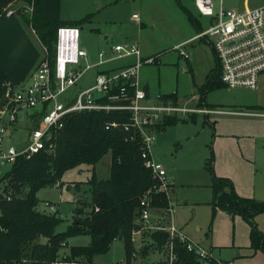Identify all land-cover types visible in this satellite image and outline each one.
<instances>
[{
    "label": "rangeland",
    "instance_id": "1",
    "mask_svg": "<svg viewBox=\"0 0 264 264\" xmlns=\"http://www.w3.org/2000/svg\"><path fill=\"white\" fill-rule=\"evenodd\" d=\"M88 1L93 0H77L76 7L75 0H63L62 15L71 8L80 11L81 4ZM97 1L105 4L102 10L92 21L93 12L89 13L90 18L82 24L83 28L80 25V46L89 52L92 60L96 58L99 40L106 35L110 34L107 40L112 45L135 43L143 57H156L154 62L142 65L139 74L141 87L148 84L155 98L176 92L181 105L208 106L200 105L199 87L215 66L216 57L209 39L197 36L189 12L200 23L201 30L211 26L212 18L200 12L196 0H118L119 4H106L110 0ZM19 2L14 0L12 6ZM9 3L10 0L4 6ZM263 3L264 0H223L225 8L238 10ZM133 10H140L142 23L131 20ZM192 36L194 38L185 41ZM107 51L111 53V48ZM182 51L190 54L192 70L184 56H180ZM129 60L131 58L115 60L112 65ZM95 70H87L75 88L89 85ZM206 102L229 111L264 113V85L259 89L220 86L207 93ZM256 113H191L198 118L180 120L155 135L153 155L165 165L174 184L170 196L175 202L176 224L182 223L186 232L207 249L213 247L214 256L222 264H264V251L254 252L250 247L251 224L240 214L233 216L212 204L214 173L230 177L237 192L264 199V116ZM18 117L16 125L10 126L9 134L4 135L1 145L4 148L9 145L20 147L21 142L29 138L31 129L39 126L24 109L19 111ZM111 161L112 154L108 152L94 166L81 164L66 171L62 186L56 184L38 191V210L57 212L63 219L57 231H65L72 224L77 205L90 210L89 206L82 204L91 198L86 181L93 172L98 179L110 178ZM9 169V164L0 167V179ZM76 183L81 184L80 188L75 186ZM4 185L0 181V195L4 193ZM46 201L54 203L55 208L47 206ZM257 221L264 234V212ZM90 239L85 234L70 237L60 250V257L70 254L71 246L86 245ZM135 245L138 247L139 244ZM125 256L124 242L118 239L97 261L110 263Z\"/></svg>",
    "mask_w": 264,
    "mask_h": 264
},
{
    "label": "trees",
    "instance_id": "2",
    "mask_svg": "<svg viewBox=\"0 0 264 264\" xmlns=\"http://www.w3.org/2000/svg\"><path fill=\"white\" fill-rule=\"evenodd\" d=\"M8 0H0V10ZM189 12V11H188ZM198 33L200 23L189 12ZM25 24L26 15L21 16ZM89 16L79 21L67 22L61 17V0H34L32 24L42 43L48 49L52 62L55 61L57 30L62 25H82ZM221 65L216 59L215 66L199 87L200 105L206 104L209 91L225 86L221 79ZM9 80L0 72V100L4 96L5 82ZM133 91V89H131ZM118 92L117 89L112 91ZM163 102H178L177 93L161 96ZM108 101L107 97L103 98ZM43 113H36L39 121ZM130 113L127 110L81 111L72 113L65 119L64 127L55 134V147L50 152L41 150L31 156H20L10 165V169L0 179L4 182L0 195V264H58L60 250L67 245L70 237L89 235L86 245H73L64 261L76 258L97 262V258L108 253L118 239L123 240L126 258H134L138 247L133 240V231L139 227L137 217L141 212V199L152 189V206L163 208L168 205L164 192H155L158 185L151 169L145 166L142 157L140 137L134 129H125ZM196 114L189 115L195 120ZM177 116H169L158 124L157 130L180 121ZM186 120V119H182ZM118 122V126L107 127ZM111 152V177L98 179L95 172L86 181L91 198L82 202L89 206L76 207L74 219L65 231H57L62 222L58 213L38 210V191L47 186L63 184L66 171L81 164L95 165L105 154ZM75 186L80 188L81 184ZM213 205L231 215L240 214L251 224L250 240L253 249L264 250V234L255 222L256 215L264 212V200L244 197L235 190L229 177H213ZM217 210V207H214ZM145 236L149 242L140 248L143 256L157 249L164 251L167 241L165 230L153 229ZM178 258L174 264H203L194 252L177 243ZM210 264H218L213 260Z\"/></svg>",
    "mask_w": 264,
    "mask_h": 264
},
{
    "label": "built area",
    "instance_id": "3",
    "mask_svg": "<svg viewBox=\"0 0 264 264\" xmlns=\"http://www.w3.org/2000/svg\"><path fill=\"white\" fill-rule=\"evenodd\" d=\"M12 6L0 10V14L18 16L25 30L40 51L39 59L28 77L14 84L12 80L5 82V92L0 100V145L4 135L9 133L11 125L18 121L21 109L30 114L43 113L40 125L31 129L28 141L18 147L9 145L0 151V167L12 165L20 156H31L41 150L52 151L55 147V134L65 125L68 115L81 111L100 110H127L130 113L129 122L124 124L125 129H134L140 137L142 157L145 166L151 169L158 185L155 192H164L168 205L161 208L163 223L150 225L152 215L151 193L148 190L141 199V212L137 217L139 227L133 231V240L136 235L142 234L147 228L160 229L167 232L165 257L160 262H139L134 258L102 263L90 262L80 258L64 261L63 257L58 264H174L178 258L177 243H181L189 251L194 252L203 264H210L216 260L222 264L212 251L195 241L186 231L175 222L176 207L170 196L171 182L165 165L155 159L153 146L158 124L169 116H187L191 113L207 114H255L256 112H236L218 107H196L179 103H165L161 96L156 102L149 101L148 92L140 86L139 74L144 63H152L156 57H142L140 47L134 43H118L111 47L113 55L107 57L104 49L98 53L99 60L95 65L85 63L88 52L80 46V26L62 25L57 30L56 56L52 64L48 49L42 43L38 32L32 24L34 0H19ZM202 14L210 15L212 24L197 36L209 39L216 59L221 65L220 79L228 88L246 87L259 89L264 85V3L247 10H238L234 7L225 8L223 0H196ZM26 15L25 24L21 16ZM132 17L140 21V14L134 12ZM181 46L179 47V49ZM187 60L190 54L182 51ZM134 56L136 61L112 72L99 71L93 82L84 88H75L85 72L93 66H99L108 60ZM82 62L83 67L82 66ZM75 88V90H74ZM115 89L118 92L113 93ZM133 89V91H131ZM107 97L108 101L103 98ZM200 99V98H199ZM264 115V113H256ZM118 122L108 124L118 126ZM46 205L54 209L49 202ZM66 246L65 243H63ZM24 264H29L23 259Z\"/></svg>",
    "mask_w": 264,
    "mask_h": 264
},
{
    "label": "crops",
    "instance_id": "4",
    "mask_svg": "<svg viewBox=\"0 0 264 264\" xmlns=\"http://www.w3.org/2000/svg\"><path fill=\"white\" fill-rule=\"evenodd\" d=\"M62 1L63 0H61V17H62V20H64V21H67V22H74V21H79V20H81V18H83V17H85V16H89L88 18H87V20H89V18H90V14L89 13H91V12H93V15L91 14V18H90V21H92L93 20V18H94V16L100 11V10H102V8L104 7V3L103 2H99V1H97V0H93V1H88V2H86V3H84V4H81V10L80 11H77L76 9H73V8H71V11L70 12H65V15H62L63 14V9H62ZM77 0H75V5H76V7H77ZM109 3H116V4H119L120 2L118 1V0H110V1H107V3L106 4H109ZM71 7H72V5H71ZM134 12H138L139 14H140V21H137V20H135V18H133L132 17V14L134 13ZM86 14V15H85ZM130 18H131V20L132 21H134V22H138V23H142V17H141V13H140V10H133L132 12H131V14H130ZM81 28H83V25L81 26ZM199 33H197V35H198ZM110 38V34L109 35H106L105 37H104V39L103 40H99V44H98V49H97V54H96V58H95V60H92V58H91V56H90V54H89V52H88V56H87V58H86V60H84L85 61V63H89V64H92V65H95V63H97L98 62V60H99V56H98V53H99V51L101 50V49H104L105 51H106V53H107V57H111L112 55H110L111 53H113L112 52V49H111V53H109L108 51H107V48H108V50L113 46L112 44H109L108 43V40L107 39H109ZM192 38H194V36H192V37H190V38H188V39H186L185 41H188V40H190V39H192ZM117 43H122V42H117ZM116 43V44H117ZM135 44V43H134ZM180 56H182V55H180ZM143 57V56H142ZM125 58H131V60H129V61H127V62H121V63H118V64H115V65H112V63H113V61H115V60H120V59H125ZM144 59L145 58H147V57H143ZM136 61V57H134V56H129V57H123V58H119V59H113V60H108V61H106V62H104L103 64H101V65H99V66H93L91 69H96L95 70V74H94V77H93V79H92V81L89 83V84H91L92 82H93V80H94V78H95V75L97 74V72H99V71H104V72H112V71H114V70H116V69H119V68H121V67H123V66H126V65H129V64H132V63H134ZM187 62H188V64H189V67L191 68V63H190V59H187ZM110 64V65H109ZM190 70H192V68L190 69ZM144 86V88L147 90V92H148V96H149V101H151V102H156V101H158L157 100V98H155L156 97V95L155 96H152L151 95V93H150V88H149V86H148V84H145V85H143ZM160 96H162V94L160 95ZM178 103V102H177ZM208 103V102H207ZM210 105H212V104H210ZM209 107H215V106H209ZM236 112H238V111H236ZM30 114V113H29ZM231 114H235V113H231ZM190 115V114H189ZM189 115H187V116H182V117H180V116H177V115H174V116H177L179 119H186V120H182V121H188V120H191L190 118H189ZM210 115V114H209ZM264 116V115H263ZM31 117H33V123L35 122L36 123V125H40V120L38 121L37 119H36V117H35V114H31ZM205 117H209V116H206L205 115ZM196 118H198V115H197V117ZM177 124V123H176ZM16 125V124H15ZM161 130H158L157 132H160ZM9 132H10V128H9ZM9 134V133H8ZM27 141H28V139H27ZM27 141L25 142V141H23V142H21V146H23V145H25L26 143H27ZM2 145V144H1ZM0 145V151L1 150H4V149H6L7 148V146L4 148V147H2ZM20 146V147H21ZM155 157V156H154ZM157 159V158H156ZM158 160V159H157ZM160 160V159H159ZM161 161V160H160ZM112 162V161H111ZM223 177H228V176H223ZM230 178V177H229ZM231 179V178H230ZM88 181V180H87ZM170 182H172L171 181V179H170ZM174 184L173 183H171V187L173 186ZM60 186H62L61 184H60ZM69 186V185H68ZM71 187V186H70ZM69 187V188H70ZM238 194L239 195H241V196H244V197H253V198H256V197H254V196H245V195H243V194H241V193H239L238 192ZM256 199H258V200H264V199H259V198H256ZM78 200V199H77ZM46 202H49V203H51V204H53L54 205V203H52L51 201H46ZM45 202V203H46ZM55 206V205H54ZM78 206V205H77ZM76 206V207H77ZM76 207H75V209H76ZM75 209H74V213H73V216H74V214H75ZM152 215H151V219H150V225H157V224H161V223H163V220L161 219V214L163 213V210H161L160 208H158V207H154L153 209H152ZM260 214H258V215H256V218H255V222H256V224H257V226H258V224H259V221H257V218H258V216H259ZM178 224V223H177ZM178 226H180L184 231H186L185 230V228L183 227V225H182V223H179L178 224ZM153 229H151V228H147V229H145L144 231H143V233L142 234H139V235H136L135 236V239H134V242L135 243H138L139 245H138V251H137V256H136V260L137 261H139V262H150V261H154V262H160V261H162L163 259H164V257H165V252L164 251H159V250H157V249H154L153 251H151L150 253H148L147 254V256H143V254H142V252H140V248L144 245V244H146L147 242H149V237L148 236H145V233L147 232V231H152ZM188 233V232H187ZM250 238V237H249ZM67 243H68V240H67ZM250 247L252 248V246H251V240H250ZM210 248V247H209ZM253 249V248H252ZM210 251H212V253H213V247H211L210 249H209ZM253 250H255V249H253ZM258 250H260V249H258ZM258 250H255L254 252H256V251H258ZM264 251V250H263ZM214 255V254H213ZM125 258H126V256H125ZM124 258V259H125ZM216 258V257H215ZM124 259H121V260H124ZM121 260H116V261H114V262H118V261H121ZM220 261V260H219ZM98 262V261H97ZM221 262V261H220ZM103 263V262H102ZM222 263V262H221Z\"/></svg>",
    "mask_w": 264,
    "mask_h": 264
},
{
    "label": "water",
    "instance_id": "5",
    "mask_svg": "<svg viewBox=\"0 0 264 264\" xmlns=\"http://www.w3.org/2000/svg\"><path fill=\"white\" fill-rule=\"evenodd\" d=\"M39 56L18 16L0 14V72L19 84L31 73Z\"/></svg>",
    "mask_w": 264,
    "mask_h": 264
}]
</instances>
